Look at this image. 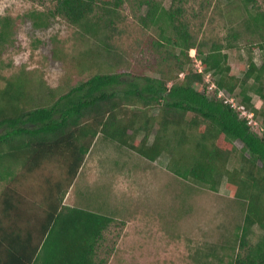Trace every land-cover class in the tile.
Segmentation results:
<instances>
[{
  "label": "trees",
  "instance_id": "16d2710c",
  "mask_svg": "<svg viewBox=\"0 0 264 264\" xmlns=\"http://www.w3.org/2000/svg\"><path fill=\"white\" fill-rule=\"evenodd\" d=\"M53 3L44 10L0 17V64L15 44L20 23L28 20L36 30H44L61 18L87 44L73 61L82 74L86 70L90 74L60 96L42 78L33 81L25 70L11 77L0 74V185L14 182L19 172L34 174L52 163L65 174L59 180L51 176L44 180L46 208L38 240L32 229L18 225L26 219L24 214L13 220L20 202L13 189L4 188L0 264H107L100 250L115 219L64 204L98 137L127 146L151 162L166 154L175 176L213 193L226 181L243 213V224L233 245L214 254L208 264H264V135L217 96L220 91L238 96L264 128V60L258 66L250 56L240 78L232 74L227 53L242 43L251 54L256 48L264 51V8L259 1L241 0V7L234 9L241 24L228 27L224 43L212 44L194 37L187 19L188 0H171L169 6L166 0ZM204 3L211 7L214 0ZM126 7L143 29H158L143 42L151 54L148 59L134 62L119 49ZM192 50L202 73L192 68ZM208 74L213 80H206ZM213 84L216 89H210ZM42 86L47 93L37 100ZM254 95L263 102L260 109L253 103ZM255 227L263 235L253 243Z\"/></svg>",
  "mask_w": 264,
  "mask_h": 264
},
{
  "label": "rangeland",
  "instance_id": "374dc122",
  "mask_svg": "<svg viewBox=\"0 0 264 264\" xmlns=\"http://www.w3.org/2000/svg\"><path fill=\"white\" fill-rule=\"evenodd\" d=\"M53 1L0 0V17L44 10L52 7ZM258 1L264 8V0ZM188 2L187 19L199 43H224L228 27L241 24L238 11L234 10L241 7V0H214L211 7L206 6L204 0ZM170 3L171 0H166L167 6ZM135 15L127 7L123 11L118 45L129 58L138 62L151 56L143 42L149 35L156 36L158 29L146 31ZM86 45L78 30L61 18L44 30H36L26 20L19 24L14 46L1 58L0 74L11 77L25 70L33 81L42 78L60 96L89 77L90 71L82 74L73 61L87 49ZM227 53L232 74L240 78L248 69L250 56L258 66L264 60L262 49L256 48L251 54L244 43ZM196 55L195 50L190 52L192 59ZM194 63L192 68L197 69ZM144 74L157 77L152 71H144ZM206 78L213 80L209 74ZM42 88V93L36 92L37 100L47 93V89ZM253 103L259 109L263 105L255 95ZM169 160L163 154L156 162H151L127 146L103 139L86 157L64 204L115 219L100 250V257L107 259V264H208L216 258L214 254L221 255L224 247L233 245V238L243 224V213L226 181L218 193H213L175 176L169 169ZM63 171L57 164H47L42 171L19 172L14 182L0 185L2 199L7 186L13 189L11 193H15L16 203L20 202V211L13 213V220L17 222V215L24 214L26 219L20 220L18 225L32 229L37 240L46 208L44 180L48 176L62 179ZM262 235L263 231L255 227L251 241L256 243Z\"/></svg>",
  "mask_w": 264,
  "mask_h": 264
},
{
  "label": "built area",
  "instance_id": "2783aa9c",
  "mask_svg": "<svg viewBox=\"0 0 264 264\" xmlns=\"http://www.w3.org/2000/svg\"><path fill=\"white\" fill-rule=\"evenodd\" d=\"M196 62V68L198 72L202 73L203 68L201 65V61L197 60L196 57H193ZM183 75H181L182 77ZM210 89H216V86L213 84L211 85ZM218 98L222 99L225 104L230 105L234 110L240 113V117L246 118L248 120V124L252 127L253 130L258 131L260 135H264V128L261 124L254 119V113L248 111L245 106L241 105L234 96H230L224 91H220L218 93Z\"/></svg>",
  "mask_w": 264,
  "mask_h": 264
},
{
  "label": "crops",
  "instance_id": "0c3cea01",
  "mask_svg": "<svg viewBox=\"0 0 264 264\" xmlns=\"http://www.w3.org/2000/svg\"><path fill=\"white\" fill-rule=\"evenodd\" d=\"M154 113V112H153ZM104 140V141H108V140H106V139H104L103 137H98L97 139H96V141H95V143H94V145H93V147L96 145V143L97 142H99V140ZM109 142V141H108ZM92 150V149H91ZM91 152V151H90Z\"/></svg>",
  "mask_w": 264,
  "mask_h": 264
}]
</instances>
